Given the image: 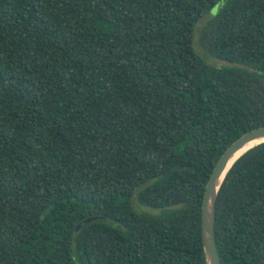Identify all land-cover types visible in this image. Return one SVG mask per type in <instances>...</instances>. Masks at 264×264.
Here are the masks:
<instances>
[{
    "label": "trees",
    "instance_id": "trees-1",
    "mask_svg": "<svg viewBox=\"0 0 264 264\" xmlns=\"http://www.w3.org/2000/svg\"><path fill=\"white\" fill-rule=\"evenodd\" d=\"M263 126L264 0H0V264H206ZM214 229L264 264V142Z\"/></svg>",
    "mask_w": 264,
    "mask_h": 264
},
{
    "label": "water",
    "instance_id": "water-1",
    "mask_svg": "<svg viewBox=\"0 0 264 264\" xmlns=\"http://www.w3.org/2000/svg\"><path fill=\"white\" fill-rule=\"evenodd\" d=\"M260 141L258 144L264 142V126L249 131L235 140L220 156L216 162L208 182L205 187L202 205H201V237L203 250L206 258V264H221L220 258L217 253L216 240H215V207L219 188L223 182V179L232 166V164L246 151L253 148L254 145L238 157L235 156L248 147L251 143ZM98 220L97 217H89L81 221L77 229L81 228L86 223Z\"/></svg>",
    "mask_w": 264,
    "mask_h": 264
},
{
    "label": "rangeland",
    "instance_id": "rangeland-1",
    "mask_svg": "<svg viewBox=\"0 0 264 264\" xmlns=\"http://www.w3.org/2000/svg\"><path fill=\"white\" fill-rule=\"evenodd\" d=\"M209 18H210V14H207L206 16H204V17L199 21V23H198V25H197V28H200V27L202 26V24L205 23ZM196 30H197V29H196ZM197 40H198V31H196V34H195V48H196L197 53H198L201 57L205 58V59L207 60V62H209V63H211V64H218V61H217V60H215V59H213V58L206 57V56L202 53L201 49H200V48L198 47V45H197Z\"/></svg>",
    "mask_w": 264,
    "mask_h": 264
},
{
    "label": "bare ground",
    "instance_id": "bare-ground-1",
    "mask_svg": "<svg viewBox=\"0 0 264 264\" xmlns=\"http://www.w3.org/2000/svg\"><path fill=\"white\" fill-rule=\"evenodd\" d=\"M259 142H260V141H256V142L251 143L248 147H246L245 149H243L242 151H240V152L235 156V158L238 157V156H239L242 152H244L246 149H248V148H250V147H252V146L258 144Z\"/></svg>",
    "mask_w": 264,
    "mask_h": 264
}]
</instances>
